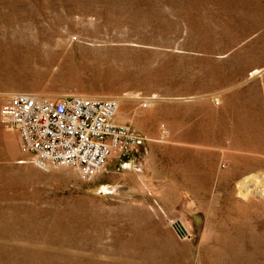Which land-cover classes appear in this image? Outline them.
<instances>
[{"label":"rangeland","instance_id":"374dc122","mask_svg":"<svg viewBox=\"0 0 264 264\" xmlns=\"http://www.w3.org/2000/svg\"><path fill=\"white\" fill-rule=\"evenodd\" d=\"M19 91L120 98L148 153L43 170L0 119V264H264V0H0Z\"/></svg>","mask_w":264,"mask_h":264},{"label":"built area","instance_id":"2783aa9c","mask_svg":"<svg viewBox=\"0 0 264 264\" xmlns=\"http://www.w3.org/2000/svg\"><path fill=\"white\" fill-rule=\"evenodd\" d=\"M155 96L140 97V105H155ZM120 98L66 94L58 98L19 91L1 105L0 119L16 128L20 148L40 169L73 166L87 178L110 158L145 160L146 136L134 125L119 122ZM163 136L168 132L163 128Z\"/></svg>","mask_w":264,"mask_h":264},{"label":"bare ground","instance_id":"6f19581e","mask_svg":"<svg viewBox=\"0 0 264 264\" xmlns=\"http://www.w3.org/2000/svg\"><path fill=\"white\" fill-rule=\"evenodd\" d=\"M118 114V113H117ZM116 117H117V115H116ZM250 180H251V178H250ZM247 181V180H246ZM242 185H240L241 186V188H244V184H245V182L244 181H242V183H241ZM245 185H247V184H245Z\"/></svg>","mask_w":264,"mask_h":264},{"label":"crops","instance_id":"0c3cea01","mask_svg":"<svg viewBox=\"0 0 264 264\" xmlns=\"http://www.w3.org/2000/svg\"><path fill=\"white\" fill-rule=\"evenodd\" d=\"M131 124V123H130ZM133 125V124H132ZM135 126V125H134ZM140 130V129H139ZM141 131V130H140Z\"/></svg>","mask_w":264,"mask_h":264}]
</instances>
